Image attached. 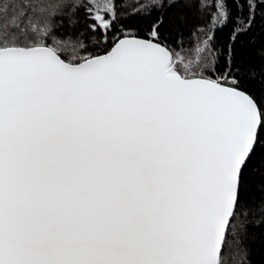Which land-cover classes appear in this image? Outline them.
<instances>
[{
  "label": "snow or ice",
  "instance_id": "obj_1",
  "mask_svg": "<svg viewBox=\"0 0 264 264\" xmlns=\"http://www.w3.org/2000/svg\"><path fill=\"white\" fill-rule=\"evenodd\" d=\"M121 7L0 0V264H251L264 56L235 44L264 0H200L214 11L189 55Z\"/></svg>",
  "mask_w": 264,
  "mask_h": 264
},
{
  "label": "trees",
  "instance_id": "obj_2",
  "mask_svg": "<svg viewBox=\"0 0 264 264\" xmlns=\"http://www.w3.org/2000/svg\"><path fill=\"white\" fill-rule=\"evenodd\" d=\"M128 0H119L121 21L128 25L132 31L142 38H147L150 26L162 17L160 32L167 37V42L182 55H189L190 50L204 38V33L198 31L204 28L208 22V14L214 8H200V0H190L189 3H177L172 7L168 6L169 0H155V4L145 8L141 13H134L133 9L140 4H150L151 0H134L132 5L126 6ZM55 2V0H54ZM206 3H213L214 0H205ZM233 14L236 9L229 3ZM264 10H259L255 24L246 34L240 36L235 44V51L238 56L250 59L259 64L261 56H264ZM232 25L218 30L215 36V43L223 49L227 44L231 33ZM259 88V85H256ZM259 219V218H257ZM250 249L249 260L251 264H264V228L255 226L250 228L246 241Z\"/></svg>",
  "mask_w": 264,
  "mask_h": 264
},
{
  "label": "rangeland",
  "instance_id": "obj_3",
  "mask_svg": "<svg viewBox=\"0 0 264 264\" xmlns=\"http://www.w3.org/2000/svg\"><path fill=\"white\" fill-rule=\"evenodd\" d=\"M133 2H134V0H128L127 3H126V6L132 5Z\"/></svg>",
  "mask_w": 264,
  "mask_h": 264
},
{
  "label": "water",
  "instance_id": "obj_4",
  "mask_svg": "<svg viewBox=\"0 0 264 264\" xmlns=\"http://www.w3.org/2000/svg\"><path fill=\"white\" fill-rule=\"evenodd\" d=\"M142 38V37H141Z\"/></svg>",
  "mask_w": 264,
  "mask_h": 264
}]
</instances>
